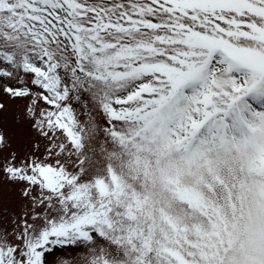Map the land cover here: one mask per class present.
I'll return each mask as SVG.
<instances>
[{
    "label": "snow or ice",
    "instance_id": "1",
    "mask_svg": "<svg viewBox=\"0 0 264 264\" xmlns=\"http://www.w3.org/2000/svg\"><path fill=\"white\" fill-rule=\"evenodd\" d=\"M0 264H264V0H0Z\"/></svg>",
    "mask_w": 264,
    "mask_h": 264
}]
</instances>
